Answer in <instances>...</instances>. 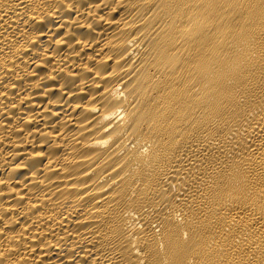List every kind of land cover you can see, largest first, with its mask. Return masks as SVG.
<instances>
[{
  "label": "bare ground",
  "instance_id": "obj_1",
  "mask_svg": "<svg viewBox=\"0 0 264 264\" xmlns=\"http://www.w3.org/2000/svg\"><path fill=\"white\" fill-rule=\"evenodd\" d=\"M0 264H264V0H0Z\"/></svg>",
  "mask_w": 264,
  "mask_h": 264
}]
</instances>
